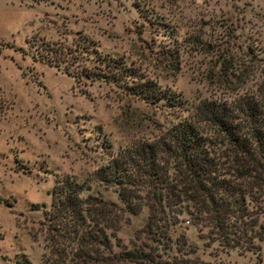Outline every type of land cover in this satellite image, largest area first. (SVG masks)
Instances as JSON below:
<instances>
[{
    "label": "rangeland",
    "instance_id": "374dc122",
    "mask_svg": "<svg viewBox=\"0 0 264 264\" xmlns=\"http://www.w3.org/2000/svg\"><path fill=\"white\" fill-rule=\"evenodd\" d=\"M78 36L91 40L89 51L75 53ZM42 42L71 57L55 66L41 62ZM223 59L248 74L238 89L253 88L264 74V0H0V264H39L42 209L54 177H72L81 197L121 206L117 185L97 178L96 168L191 117L203 98L229 99L233 83L225 76L230 69L219 71ZM115 61L175 92L182 103L145 102L126 93L122 79L93 74H104L103 63ZM261 206L264 225V199ZM146 215L145 206L123 212L115 232L121 245L141 240ZM205 230L181 213L167 243L157 236L145 242L156 264L179 255L208 264H264V236L257 254L240 253L207 242ZM178 232L182 250L188 244L193 251L173 244Z\"/></svg>",
    "mask_w": 264,
    "mask_h": 264
},
{
    "label": "trees",
    "instance_id": "16d2710c",
    "mask_svg": "<svg viewBox=\"0 0 264 264\" xmlns=\"http://www.w3.org/2000/svg\"><path fill=\"white\" fill-rule=\"evenodd\" d=\"M90 42L78 36L75 53L89 51ZM42 43L37 59L43 63L55 66L54 61L71 57L69 51L59 55L61 50ZM221 65L219 71L229 70L230 59L221 60ZM103 66L107 72L93 74L107 75L109 81L122 79L124 91L138 99L151 103L163 99L172 108L182 103L175 92L123 67L121 61ZM234 69L225 73L233 83L229 99L203 98L193 106L191 117L174 120L161 134L132 144L96 168L97 178L117 185L121 206L91 194L81 197V185L72 177H54L49 206L42 209L39 264H156L145 239L156 241L157 236L167 243V231L181 213L206 229L202 235L207 242L226 251L257 254V240L264 236L259 219L264 199V74L253 88L242 90L237 87L248 74L244 68ZM81 70L82 76L91 75ZM225 76L223 81L231 83ZM202 124L210 130L203 132ZM142 206L147 215L136 237L141 240L126 248L115 232L125 219L123 212L136 213ZM173 240L183 253L194 250L188 244L182 250L186 245L182 232ZM168 264L208 263L179 255Z\"/></svg>",
    "mask_w": 264,
    "mask_h": 264
}]
</instances>
